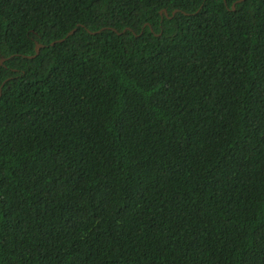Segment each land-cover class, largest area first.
<instances>
[{
	"label": "trees",
	"instance_id": "trees-1",
	"mask_svg": "<svg viewBox=\"0 0 264 264\" xmlns=\"http://www.w3.org/2000/svg\"><path fill=\"white\" fill-rule=\"evenodd\" d=\"M236 1L0 0V264H264V0Z\"/></svg>",
	"mask_w": 264,
	"mask_h": 264
},
{
	"label": "clouds",
	"instance_id": "clouds-1",
	"mask_svg": "<svg viewBox=\"0 0 264 264\" xmlns=\"http://www.w3.org/2000/svg\"><path fill=\"white\" fill-rule=\"evenodd\" d=\"M239 2V0L238 1H236V3H238ZM167 16V15H166ZM102 29V30H101ZM100 30H98L99 32L100 31H103V30H108V31H110V32H112V33H114V32H116L114 29H112V28H108V29H105V28H101ZM113 30V31H112ZM124 30H126V29H124ZM72 31V33L74 32V29L73 30H71ZM123 31V30H122ZM121 31V32H122ZM127 31H129V30H127ZM70 32V31H69ZM96 32V31H95ZM98 32V33H99ZM121 32H116V33H121ZM125 32V31H124ZM123 32V33H124ZM68 33V32H67ZM71 33V34H72ZM88 34L90 33V32H87ZM115 33V34H116ZM71 34H69V35H65L64 36V38L61 40V42L65 39V38H67L68 36H70ZM122 34V33H121ZM121 34H119V35H121ZM54 43H59V40H56V41H53V42H51L50 44H49V46H52ZM40 48H42V46L40 45V44H38V43H36V42H34V54L32 55V56H27L29 59H32V58H34L37 54H38V50L40 49ZM0 58H2L3 59V61L5 60V58H3V57H1L0 56ZM2 61V62H3ZM2 62H1V64H2ZM0 64V65H1ZM3 84V83H2ZM2 86V85H1Z\"/></svg>",
	"mask_w": 264,
	"mask_h": 264
},
{
	"label": "water",
	"instance_id": "water-1",
	"mask_svg": "<svg viewBox=\"0 0 264 264\" xmlns=\"http://www.w3.org/2000/svg\"><path fill=\"white\" fill-rule=\"evenodd\" d=\"M176 12V10H174V11H172L171 12V14H170V17H172L173 15H174V13ZM162 13H163V15L165 16V13H164V10H162ZM167 17V16H166ZM170 17H168V18H170ZM105 29H108V28H105ZM102 30V29H101ZM113 31V30H112ZM125 30H123L121 33H123ZM99 31H96V32H90L89 34L90 35H94V34H97ZM72 33V31H70V32H68L66 35H69V34H71ZM114 33H116V32H114ZM121 33H116V35H119V34H121ZM3 61V59L2 58H0V64H1V62Z\"/></svg>",
	"mask_w": 264,
	"mask_h": 264
}]
</instances>
